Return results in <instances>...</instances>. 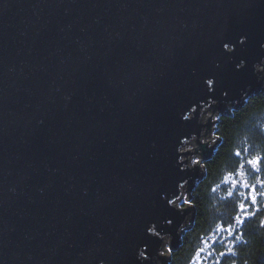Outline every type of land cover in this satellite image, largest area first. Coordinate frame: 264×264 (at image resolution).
<instances>
[{
  "label": "water",
  "instance_id": "water-1",
  "mask_svg": "<svg viewBox=\"0 0 264 264\" xmlns=\"http://www.w3.org/2000/svg\"><path fill=\"white\" fill-rule=\"evenodd\" d=\"M262 59L264 0H0V264H142L153 224L175 253L182 114L264 94Z\"/></svg>",
  "mask_w": 264,
  "mask_h": 264
},
{
  "label": "clouds",
  "instance_id": "clouds-1",
  "mask_svg": "<svg viewBox=\"0 0 264 264\" xmlns=\"http://www.w3.org/2000/svg\"><path fill=\"white\" fill-rule=\"evenodd\" d=\"M246 40L247 37H241L239 42L243 44ZM223 49L232 53L235 51V45L224 43ZM246 65L247 61L241 60L236 68L242 70ZM253 68L258 81L264 83V59L255 63ZM205 83L209 87V92H214V78L207 79ZM223 96L227 97L228 93H223ZM242 99L245 101L243 107H239L240 100L226 99L223 110H220L221 101L209 96L207 101L202 100L198 105L193 104L189 110L182 114V119L185 121L197 119L198 124L201 125V132L199 135L193 132L189 136L181 138V143L177 147L178 162L182 165V171L199 168L204 179L196 182L194 190L191 188L189 179L183 180L178 185L179 195L170 199L168 203L181 212L193 208L200 211L197 193L202 191L204 193V205L207 209V229L209 230L222 229L230 223L233 217L239 219L235 209L238 207L243 210L246 207L244 201L249 196H251L252 203L256 205L255 211L251 213L252 216H256L264 209V106H262L264 94L249 96L248 91H246ZM197 113H199L198 118ZM238 114H240V127L231 138L228 157L220 165L213 181L202 188L201 186L208 179V168L206 167L208 160H205L204 155L199 153L200 145L209 142L215 145L222 141L224 139L222 131L224 118L229 117L235 120ZM249 188L255 191L249 193L246 191ZM258 197L260 203H257ZM185 222L177 232L181 240L184 239L181 233L189 234L186 231ZM167 223L171 224L172 221L169 220ZM157 228L158 226L153 224L148 232L160 237L162 244L154 257L147 254L146 245L141 246L137 251V259L142 264H162L161 258H169L173 254L171 234H162ZM228 234L231 235V231ZM255 236L256 239L250 240L241 232L236 237V242H242L245 246V255L241 257L237 250L229 248L228 251L232 256L237 257L231 264H238L241 259L243 264H256L257 257L264 254L259 249V242L264 239V215L258 217ZM223 254L224 252H220V256ZM195 255L198 256L199 252H196ZM100 264H104V262L101 261Z\"/></svg>",
  "mask_w": 264,
  "mask_h": 264
},
{
  "label": "trees",
  "instance_id": "trees-1",
  "mask_svg": "<svg viewBox=\"0 0 264 264\" xmlns=\"http://www.w3.org/2000/svg\"><path fill=\"white\" fill-rule=\"evenodd\" d=\"M264 106V102H262ZM219 123V122H217ZM240 127V114L237 119L225 117L222 123V131L224 139L220 141L219 146L215 151L213 158L207 162L208 179L201 187H206L213 181L217 174L220 165L227 159L231 148V138L234 132ZM239 159V158H238ZM249 193L252 189H246ZM259 191V188H257ZM198 207L200 211L194 208L195 218L193 219V229L189 234L184 236V245L175 254H172V261L170 264H231L237 257L232 256L228 251L229 248H234L240 253V256L245 255V246L242 242H236V237L241 232L250 240L256 239L255 233L258 226V217L264 215V209L256 216L251 213L255 211L256 205L252 203L251 196L244 201L246 207L241 210L238 207L235 209L239 219L233 217L229 224H226L222 229H207V209L204 205V193L198 191L197 193ZM257 203H260V198H257ZM231 231V235H229ZM212 249L216 252L214 256ZM259 249L264 253V239L259 242ZM199 252V255H195ZM220 252H224L225 256H218ZM238 264H243L242 259ZM256 264H264V254H261L256 259Z\"/></svg>",
  "mask_w": 264,
  "mask_h": 264
},
{
  "label": "flooded vegetation",
  "instance_id": "flooded-vegetation-1",
  "mask_svg": "<svg viewBox=\"0 0 264 264\" xmlns=\"http://www.w3.org/2000/svg\"><path fill=\"white\" fill-rule=\"evenodd\" d=\"M195 218V212H194V214H193V219ZM193 223H194V221H192V222H190L189 224H188V226H187V228H186V231L187 232H189V231H191L192 229H193ZM183 236H185V234H183ZM184 245V239L183 240H181V246H180V248L177 250V251H179L180 249H181V247ZM176 251V252H177ZM212 251H213V255L215 256L216 255V252L212 249ZM175 254V253H174ZM218 256H220V254H218ZM225 256V254H223L221 257H224Z\"/></svg>",
  "mask_w": 264,
  "mask_h": 264
},
{
  "label": "rangeland",
  "instance_id": "rangeland-1",
  "mask_svg": "<svg viewBox=\"0 0 264 264\" xmlns=\"http://www.w3.org/2000/svg\"><path fill=\"white\" fill-rule=\"evenodd\" d=\"M203 177V179H204V176H202Z\"/></svg>",
  "mask_w": 264,
  "mask_h": 264
},
{
  "label": "snow or ice",
  "instance_id": "snow-or-ice-1",
  "mask_svg": "<svg viewBox=\"0 0 264 264\" xmlns=\"http://www.w3.org/2000/svg\"><path fill=\"white\" fill-rule=\"evenodd\" d=\"M252 191H255L254 189Z\"/></svg>",
  "mask_w": 264,
  "mask_h": 264
}]
</instances>
